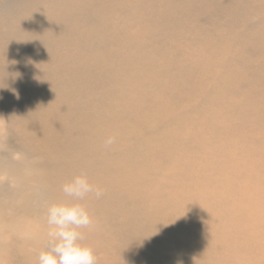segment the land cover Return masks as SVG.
<instances>
[{"label":"bare ground","instance_id":"bare-ground-1","mask_svg":"<svg viewBox=\"0 0 264 264\" xmlns=\"http://www.w3.org/2000/svg\"><path fill=\"white\" fill-rule=\"evenodd\" d=\"M90 2L0 1V131L18 132L17 139L8 132L0 141L2 173L18 184L9 188L0 180V203L6 204L0 223H47V208L70 200L63 185L83 173L103 193L80 201L93 221L80 229L81 243L103 256L97 264H264V59L246 62L240 55L237 62L240 34L219 31L222 46L209 45L207 63L187 66L182 77L184 68L158 62L166 43L155 32L152 54L135 37L128 43L133 53L111 66L108 57L115 59L117 46L129 40L116 42L117 35L128 34L126 20L135 22L118 0H103V14L117 21L115 29L105 26L100 49L112 55L100 51L86 62L71 50L50 55L48 48L66 33L77 32L79 47V22L90 36L100 29L98 4ZM214 11L212 28L242 17L254 34L241 46L264 48V16L250 24L256 13ZM147 14L158 27L188 20L162 19L158 10ZM168 56L178 61L176 52ZM178 80L183 85L172 90ZM108 137L116 139L110 148ZM3 241L0 235V247ZM22 253L23 264H38V253Z\"/></svg>","mask_w":264,"mask_h":264},{"label":"rangeland","instance_id":"rangeland-1","mask_svg":"<svg viewBox=\"0 0 264 264\" xmlns=\"http://www.w3.org/2000/svg\"><path fill=\"white\" fill-rule=\"evenodd\" d=\"M0 1L7 2L8 0H0ZM116 1L117 0H115V2ZM119 1H122L120 5H123L124 3L125 6L126 5L129 6L130 10L132 11L135 17V22L134 24L128 23V21L126 20L125 25H127V27L125 28V32L128 34L117 35L118 38L116 39V42L119 39H123V40L129 39V40L126 42V45L122 47L120 50L117 46V57L115 59L108 57L107 64H111V66H117L118 64L122 63L123 60L129 57L131 53H133V50L131 49L128 43L131 39L135 37L140 38L142 41H144L143 43H147L148 47L145 48L148 49L152 54L153 48L155 49L156 48L155 45H157L155 32L160 33L166 43V47L163 55L159 53L157 55L158 62L161 64V66H163V68H168L169 66L167 64L169 63L172 64V66L174 67L178 66L184 68L183 73H178L179 76L182 77L187 76V72H188L187 66L194 65L195 63H199V62H206L205 57L207 53L210 51V50L208 51L207 49V47L209 48V45L211 47L213 45H216L217 47L222 46V43L219 39V31L221 32L227 31L228 33L230 31H235L238 34H240L241 38L238 41V44L236 45V49H239V51L233 52L234 55H232V57L234 58L235 53L236 52L238 53L236 54L238 57L236 61L240 60L239 58L240 55L242 56V58L248 59V61L246 62H250L251 60L261 61L264 59L263 47H261L263 49H261L260 47L255 48V46L251 48L252 45L249 46L247 43L241 46V39L243 37L249 38L254 34L251 33L250 29L244 27L245 22L243 23V21L245 19H241L242 18L241 17L239 20L235 19L233 21V24L227 25V27L224 26L218 27L216 25L217 28H212L214 26L210 24H218V20H216L214 16L213 17L209 16L210 13L215 12L214 11L215 9H217V14L218 12L222 14L224 12L223 10L226 8L233 11L238 10L239 14H241L242 16H246L247 18L250 17V14L256 13L252 19L250 18L251 21L249 22L251 24L255 22V20L258 21L259 18H262L264 16V0H200L201 4L198 5H194L195 3L193 4L194 0H132L133 2L132 4L127 0H118V2ZM94 2L98 4V8L96 12L97 15H99L100 17L97 19L100 21V25H99L100 29H96V31L92 33L93 35L90 36V33L86 29L87 26L86 24L85 26L83 25L82 22H79V24L76 23L77 28L82 29L81 31L82 34L78 33L79 40L77 45L79 47L77 49H74L75 43L73 39L76 37L77 32L66 33L64 34L65 35L64 38L60 37L55 42H53V45L51 47L48 48V53L50 55L56 56L55 52L59 53L58 50H60L61 53L66 50H71L72 53H76L77 59L81 60L82 62H86V59L88 57H94V55H98L100 51L109 53L110 48L104 49L102 47L101 50L100 43L101 41H104L103 35L108 34V32H106L105 26L110 29L111 28L115 29L116 27L114 26L115 25L114 23L117 21V19L113 15L105 16L103 14V6H104L103 0H91L90 3H94ZM48 6L49 3L42 8H46ZM248 6L251 7L248 8ZM191 9L194 10L191 11ZM154 10L155 11L158 10V16L159 17L161 16L160 18L162 19L163 17L170 15H175L176 18L182 17V15L184 16L188 15V20L185 22L184 26H177L176 28L170 27L169 24L165 23L166 20H164L162 22L165 25L158 27L157 23L153 21L154 18L153 15L148 16L147 14L148 11L152 13V11ZM84 12L90 16L89 10H84ZM144 14L145 16H143ZM225 15L226 14L222 15L223 21L227 18L225 17ZM137 18H140L143 21L147 22L146 25L148 26L144 27L142 24H140L137 21ZM160 18H158L159 21H161ZM187 22L188 23L198 22V24L193 28L192 26H190L191 24H188ZM186 24L190 28L185 27ZM140 25H142L143 27L142 34H139V32L137 31V28H139ZM72 27L74 28L76 26L74 25ZM128 27H130V29ZM203 30H206V33L200 34L201 31ZM149 33H152L154 37L151 36ZM172 36H174V39H172V41H169V38L171 39ZM64 40L65 42L62 44L61 41ZM202 42H205V45L202 46ZM169 47L171 48L167 53ZM111 48L114 49V47ZM247 49L248 51H246ZM251 51H255V53H252ZM171 52H176L178 54V58H177L178 61L174 62L175 64L173 63V59L168 56L169 53ZM210 58L212 59V55L210 56ZM223 58L224 57H220V56L217 57L216 63L217 64L221 63L222 62L221 60H223ZM101 59L104 60L105 58H101ZM102 62H105V60ZM209 63H210V59L208 60V64ZM242 65H246V63H243ZM231 70L232 69L228 67L224 70L227 76L231 73ZM110 71H116V70H109L107 72ZM174 75L176 74H171V72L170 75H168L171 78L172 82L174 81L173 80ZM197 81L198 80L193 79V82H197ZM177 82L173 83L175 84V86L171 85L172 90H176V89L179 90L183 85V83H181L180 80H178ZM217 88H216V92L219 91ZM138 91L144 92L142 91L141 87L138 88ZM6 112H10L9 109ZM8 132L10 133V136H13V138L15 139L18 138V132L14 128H11ZM8 132H6L5 130L0 131V141L3 137H7ZM13 143H15L14 144L15 146L19 145L17 141H14ZM16 159L17 156H15L14 160ZM1 167L2 165L0 164V180H4L6 186H8L9 188L17 187L18 184H16L14 181L11 180V178L3 174L4 172L3 169H1ZM45 205L47 206L50 205V202H46ZM5 206H6L5 203H0V212L1 211L3 212ZM0 227H1L0 235L4 240L3 242L7 244L5 246L0 247V264H23L22 261L25 260V258H23L22 252H26V250H28L39 254L40 251L47 249V244H48L47 234L49 231V226L47 223L44 224L35 223L32 219L26 221H20L17 219L11 220L8 218L6 220L4 219L3 224L0 223ZM95 256L97 260L103 258L101 254H95Z\"/></svg>","mask_w":264,"mask_h":264},{"label":"clouds","instance_id":"clouds-1","mask_svg":"<svg viewBox=\"0 0 264 264\" xmlns=\"http://www.w3.org/2000/svg\"><path fill=\"white\" fill-rule=\"evenodd\" d=\"M115 142V137H108L105 147L110 148ZM62 191L70 200L47 208L48 244L46 250L40 251L38 264H97L93 248L81 243L80 229L90 227L93 221L80 201L90 194L100 198L103 193L83 173L66 182Z\"/></svg>","mask_w":264,"mask_h":264}]
</instances>
